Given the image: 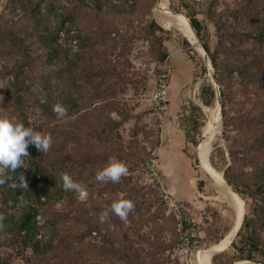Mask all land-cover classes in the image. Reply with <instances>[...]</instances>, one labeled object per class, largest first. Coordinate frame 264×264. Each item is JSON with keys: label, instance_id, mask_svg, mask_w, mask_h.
<instances>
[{"label": "rangeland", "instance_id": "obj_1", "mask_svg": "<svg viewBox=\"0 0 264 264\" xmlns=\"http://www.w3.org/2000/svg\"><path fill=\"white\" fill-rule=\"evenodd\" d=\"M107 1L119 7L118 10H127L128 14L120 16L112 12L116 9L106 8V12H112L111 17H108L107 13L96 17L76 0H44L53 4L52 14L55 15L66 9L74 19L83 23L90 37L92 47L89 54L91 53L94 64L108 69L111 73L91 91L87 88H76L78 92L86 95V99L92 98L91 94H96V99L86 113L89 118L93 117L89 131L78 133L77 129L81 124L77 120V115L72 116L70 121L59 120L54 124L56 121L51 123V120L46 119L38 108L37 99L47 101V98H51L56 102L61 99L60 102H64L65 88L62 77L57 74V69L45 63L46 59L41 53V47L34 44L35 41L33 42L29 37L25 44L28 45L29 56L34 62L31 67L32 72H28L34 91L31 95H23L21 105L23 113L28 122L40 126L41 133L51 138L47 155L57 160L61 171L77 176L81 191L74 190L73 196L76 201L90 209L89 214L97 217L100 229L108 231L110 240H116L115 248L118 247L121 253L122 248L128 244L135 248L140 261L134 259V262L138 264L141 262L166 264L168 248L172 247L177 239L172 220L166 216L161 204L160 190L143 172L147 154L156 151L155 165L161 176L163 188L178 202L180 208L186 211L193 224H196V233H202L198 242L200 251L191 257V264H198V256L223 241L236 219L232 202L227 194L216 186L203 160L202 141L210 132L205 108L219 107L217 94H214L211 86L209 70L207 71L200 52L187 40L167 31L157 23L155 12L159 0ZM242 1L213 0L214 8L211 9L215 17L221 18L228 31L241 32L238 37L252 29L254 25L242 13L233 15L240 9ZM204 2L205 0H168L171 13L186 23L188 20L183 15L186 12L184 6L196 11L195 17L203 27L202 45L206 44L212 55L223 62L225 50L218 39L221 32L217 31V25L207 17ZM151 21L167 32V34L154 33V37L162 41L161 48L158 47L156 39L154 44V38L149 33V30L152 31ZM0 27L1 29L12 27L20 32V36L30 32L26 18L20 13L12 12L7 0H0ZM110 32H113V35ZM71 34L73 32L69 33ZM61 36V41L64 39L66 47L75 50L76 44L69 42L63 32ZM223 44L228 46L226 42ZM245 47L250 49L251 45ZM243 48L241 46V49ZM162 51L167 55L161 62L159 58ZM15 58L12 48L0 45V69L12 65ZM163 71L167 76V109L160 127L154 110H151L149 96L152 91L154 92L159 75ZM212 73L214 83L220 92L217 74L213 67ZM219 73H221L220 69ZM9 80L5 78L0 82V115L16 120L15 107L13 104L10 105L6 98L5 91ZM226 84L230 89L225 92L224 110L229 117L237 118L247 111L254 114L257 112L258 105L253 98L255 87L244 86L235 75L230 78L227 76ZM208 86L211 87L212 94L206 90ZM204 100L208 105L203 103ZM237 127L236 125L224 127L222 118L220 134L222 140L218 139L208 159L209 165L222 175L225 182L224 171L232 165L228 155V144L232 139H239L243 143L252 142V137L244 128ZM48 128L53 132L50 133ZM81 143L89 144V149L97 152V163L83 165L78 160L77 154L83 152L80 150ZM242 154L244 153L238 156L241 157ZM109 157L118 158L128 167L127 175L121 177L118 183H102L95 180L96 172L107 163ZM237 165H234V171L238 172L242 168L241 166L239 168L240 164ZM242 170L248 173L250 167ZM238 184H242L240 189H244L243 179ZM84 186L88 189H84ZM242 192L247 193V191ZM119 193H124V199L131 200L134 204L126 222L109 212L108 218L101 223L99 220L102 212L118 198ZM237 196L243 203V218L251 217L257 203L256 198L252 199L249 195L237 194ZM59 208L64 209V205L61 203L60 206L53 207L54 210ZM93 209L94 212H91ZM64 221L68 224L71 222ZM220 237L223 238L217 244H212ZM92 241L83 240L80 244L75 243L70 248V254L82 264H123L114 262L111 252H103ZM153 245H157L159 250L156 249L157 247L153 248ZM223 252L231 253V244L217 251L212 257ZM0 255L6 258L9 264H39L30 251L20 252L16 249L0 248ZM115 256L117 258L116 254ZM260 258L254 254L253 262L240 260L231 264H264ZM222 259L217 258L216 261L222 264L224 263ZM210 261L213 264L212 258ZM177 264H182L178 258Z\"/></svg>", "mask_w": 264, "mask_h": 264}, {"label": "trees", "instance_id": "obj_2", "mask_svg": "<svg viewBox=\"0 0 264 264\" xmlns=\"http://www.w3.org/2000/svg\"><path fill=\"white\" fill-rule=\"evenodd\" d=\"M76 1L96 17L103 16L105 13L111 17L112 12H116L120 16L128 14L127 10H118L119 7H115L107 0ZM7 2L10 4L12 12L20 13L26 18L30 29L29 34L20 36V32L15 31L12 27L4 29L0 27V45L12 48L16 56L12 65L3 66L0 69V82L5 78L10 79L5 92L10 105L13 104L15 107V121L22 122L25 127H31L35 131L41 132L40 126H35L27 121L21 106L23 95H31L34 91L30 75H28V72H32L31 67L34 62L29 56V47L25 44L29 37L33 39V42L35 41L34 44L41 47V53L45 55V63L57 69V74L62 77L65 88L63 89L64 102H60L61 99L57 102L51 98H47V101L37 99L38 108L46 119L51 120V123L56 121L54 124L59 120L70 121L72 116L77 115V120L81 124L77 129L78 133L89 131L93 117L89 118L86 113L96 99V94H91L92 98L86 99V95L78 92L76 88H87L88 91H91L111 73L108 72V69L94 64L91 53L89 54L92 47L90 37L85 31L83 23L74 19L66 9H62L55 15L52 14L53 4L44 2V0H7ZM204 3L207 17L217 25V31L221 32L218 39L225 50V59L222 62L212 55L206 44H203L220 86L223 125L224 127L236 125L237 128H244L246 133L252 137L251 143L232 139V142L228 144V155L232 165L224 171L225 180L237 194L249 195L252 199L256 198L257 200L251 217L243 218L241 227L231 243L232 252L228 254L223 252L212 257V263L219 264V261H216L217 258H223L224 263L222 264H231L240 260L253 262L254 254L260 256L264 263V238H262L264 235V0H243L238 12L233 13L234 16L239 13L244 14L254 24L252 29L239 37L237 35L241 32L228 31L221 18L212 14L213 0H205ZM106 8L116 10L106 12ZM184 10L186 12L183 15L191 22L198 37L202 40L203 27L195 17L196 11H191L186 5ZM98 24H103V22H98ZM150 27L152 31L149 30V33L154 38V44L157 40L158 47L161 48L162 41L155 38L154 33L167 34V32L159 28L153 21L150 22ZM62 32L64 36L68 37L69 42L76 44L75 50L67 48L64 39L61 41ZM70 32L73 34L69 35ZM110 34L113 35V32ZM224 42L228 43V46H223ZM246 45H251V48L247 49ZM241 46L244 48L241 49ZM166 55L162 51L159 61L162 62ZM219 69L221 73H219ZM234 75L243 82L244 86L255 87L253 98L258 105L255 114L247 111L237 118H233L225 112V92L230 89L226 80L227 76L230 78ZM56 78L58 79V77ZM206 90L212 94L210 86L206 87ZM57 103L66 109V115L62 118H58L53 111V105ZM203 103L208 105L206 100ZM48 130L50 133L53 132L49 128ZM228 139L227 137L226 140L228 141ZM89 148V144L81 143L80 150L83 152L77 155L83 165L97 163V152ZM27 151L25 168L20 167L15 173L7 170L0 171V248L16 249L20 252L30 251L39 264H50V262L52 264H82L70 254V248L75 243H82L83 240L92 241L95 239L92 243L98 245L103 252H111L114 262L138 264L134 262V259L140 261L135 248L128 244L122 248L123 252L121 253L118 247L115 248L116 240H110L108 231L100 229L97 217L89 214L90 209L76 201L73 196L74 190L63 188L60 177L64 171L59 168L57 160L52 159L46 152H40L35 145L30 144ZM241 153L244 154L239 157L238 155ZM149 156L147 154L146 158L148 159ZM237 164H240L239 168L241 166L242 169L250 167V172L245 173L238 167L239 171H234V165ZM69 175L78 183L77 176ZM22 178H24L27 187L20 186L23 182ZM241 179L245 181L244 189H240L242 184H238ZM84 189L87 190L88 187L84 186ZM242 191H247V193ZM61 203L64 205V209H53V207L60 206ZM161 204L166 216L172 220L177 234L175 244L168 248L166 264H177L176 250L179 237L187 235L199 242L202 233H196V224H193L183 209H181L183 212L182 228L178 230L176 219L165 204L163 202ZM91 212H94V209ZM64 220L71 222L68 224ZM222 238L213 241L212 244H217ZM140 241L144 242L143 239ZM156 247L157 245H153V248ZM156 249L159 250V247ZM56 261L57 263H55ZM9 263L6 258L0 255V264ZM155 264L157 263L155 262Z\"/></svg>", "mask_w": 264, "mask_h": 264}, {"label": "clouds", "instance_id": "obj_3", "mask_svg": "<svg viewBox=\"0 0 264 264\" xmlns=\"http://www.w3.org/2000/svg\"><path fill=\"white\" fill-rule=\"evenodd\" d=\"M53 111L58 118L66 115V109L60 104L53 105ZM35 145L40 152H47L51 144V138L31 127H25L22 122L0 115V171L7 170L15 173L20 167L25 168V159L28 157V146ZM127 165L116 157H109L107 163L96 172L95 180L102 183H118L121 177L127 175ZM60 179L65 190L81 191V186L72 177L64 173ZM21 187H27L22 178ZM125 194L119 193L110 206L102 212L100 222L104 223L109 212L118 216L121 221L127 220L128 213L133 209L131 200L124 199Z\"/></svg>", "mask_w": 264, "mask_h": 264}, {"label": "bare ground", "instance_id": "obj_4", "mask_svg": "<svg viewBox=\"0 0 264 264\" xmlns=\"http://www.w3.org/2000/svg\"><path fill=\"white\" fill-rule=\"evenodd\" d=\"M155 19L157 23L167 29V30H175L183 35V39L187 40L190 45L195 48L200 54L203 56V51L199 42L197 41L195 34L188 23L179 20L173 13H171L168 0H159L158 7L155 12ZM196 90V89H195ZM203 106V105H202ZM205 108V107H204ZM207 111V120L210 132L205 135L202 141V154L203 160L205 162L206 168L213 179L216 186L222 189L228 196L229 200L232 202L236 219L232 228L237 229L239 223L241 221V216L243 212V203L237 196L235 192L231 189L227 188L222 181V175L216 172L208 162V159L213 152L214 148L217 145V141L220 138L221 134V114L219 107H211L205 108ZM221 139V138H220ZM222 140V139H221ZM222 143V142H221ZM227 198V199H228ZM233 231L232 229L225 237L223 241H221L218 245L211 247L207 251L203 252L198 256L197 263L198 264H211L212 256L222 249H224L231 241Z\"/></svg>", "mask_w": 264, "mask_h": 264}, {"label": "built area", "instance_id": "obj_5", "mask_svg": "<svg viewBox=\"0 0 264 264\" xmlns=\"http://www.w3.org/2000/svg\"><path fill=\"white\" fill-rule=\"evenodd\" d=\"M166 73L163 71L157 80L154 92L152 91L149 96V104L151 110H154V114L157 116L160 127L164 122V114L167 109L166 101ZM157 152L151 151L149 158L145 161L143 166V172L145 176L153 182L161 192L162 202L165 204L166 208L171 212L177 221V229L182 228V215L183 212L178 204V202L173 199L167 191L163 188V183L161 176L156 168V157ZM198 241L187 235H182L178 239L177 243V258L182 264H191V257L194 253L200 251L198 250Z\"/></svg>", "mask_w": 264, "mask_h": 264}, {"label": "water", "instance_id": "obj_6", "mask_svg": "<svg viewBox=\"0 0 264 264\" xmlns=\"http://www.w3.org/2000/svg\"><path fill=\"white\" fill-rule=\"evenodd\" d=\"M188 20V19H187ZM188 23H189V26L191 27V29L193 30V32H194V34H195V37H196V39H197V41L199 42V44H200V46H201V49H202V51H203V56H202V59H203V62H204V64H205V66H206V69H207V71H208V74H209V78H210V81H211V86H212V88H213V90H214V94H217L216 96H217V102H218V106H219V110H220V114H221V106H220V92H219V89H218V87L215 85V83H214V79H213V73H212V67H211V64H210V60H209V58H208V55H207V53H206V51H205V49H204V47H203V45H202V42H201V40L199 39V37H198V35H197V33H196V31H195V29L193 28V25L191 24V22L188 20ZM168 31V30H167ZM171 33H173V34H175V35H177V36H179V37H183V35L181 34V33H179V32H177V31H175V30H173V29H171V30H169ZM196 100H198V98L196 97ZM221 122H222V116H221ZM199 139H201V136L199 137ZM222 181H223V183L225 184V186L227 187V188H229V189H231L232 190V188L224 181V179H223V177H222ZM233 191V190H232ZM234 192V191H233ZM243 215H244V212H243V214H242V216H241V221H240V223H239V226L237 227V229H234V228H232V231H233V236H232V238H231V241H230V243H229V246H230V244H231V242H232V240H233V238L235 237V235L237 234V232H238V230H239V228L241 227V224H242V221H243ZM209 249V248H208ZM208 249H206V250H208ZM222 252V251H221Z\"/></svg>", "mask_w": 264, "mask_h": 264}]
</instances>
